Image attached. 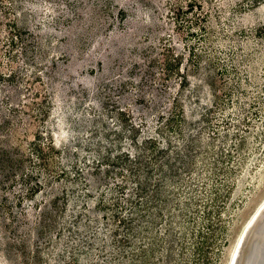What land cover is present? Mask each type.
Returning <instances> with one entry per match:
<instances>
[{"label":"rangeland","instance_id":"obj_1","mask_svg":"<svg viewBox=\"0 0 264 264\" xmlns=\"http://www.w3.org/2000/svg\"><path fill=\"white\" fill-rule=\"evenodd\" d=\"M193 2L0 0V264H111L138 199L160 254L174 242L178 264L228 263L264 199V0ZM120 110L170 143L142 198Z\"/></svg>","mask_w":264,"mask_h":264},{"label":"trees","instance_id":"obj_2","mask_svg":"<svg viewBox=\"0 0 264 264\" xmlns=\"http://www.w3.org/2000/svg\"><path fill=\"white\" fill-rule=\"evenodd\" d=\"M193 3H190L191 8H195L198 6H201L202 4H197L193 0ZM196 3V4H195ZM203 8V6H201ZM122 11V10H121ZM124 19V17H122ZM205 23H208L207 20H205ZM16 26V25H14ZM205 27V26H204ZM14 30H10L12 33V43L16 42V39L19 38L20 33L22 32L20 29H17V26L13 28ZM16 31V32H13ZM19 31V32H18ZM182 62L179 61V54H175V56L172 57L167 62V65H169V68L177 67L178 65V71L175 73L176 77L181 81L180 84H182L185 81H189V75H185L181 68ZM168 71V68L165 69L164 75L170 76V71ZM168 79V78H167ZM167 106V110L163 111L162 114L159 115V119L162 121L161 126L165 125L167 128L170 127V125L173 122L174 118V112L172 110V106H170V103ZM121 114L125 116L126 120L130 123V126L132 130L137 131L133 138H130V141H132L129 145L131 148H127L126 146H123L118 151V157L124 160L125 162L129 163L127 164V168L125 170L129 171L131 174H133V179L138 180H132L131 183L135 186L133 189L135 191V195H137L139 198L144 197V193L147 192V190L150 189V186L152 184V176L151 174V167H154V164H156V160H159V155L163 152H166L169 149L170 143L167 140H164L163 138H159V133L155 134L154 132H147L142 128V123L138 122L134 116L131 117L129 112H126L125 110H120ZM51 114V111L49 113V116ZM147 126V125H146ZM139 128L140 132H139ZM129 141V142H130ZM134 143V144H133ZM36 151L39 154V157H43L45 159L46 154L54 155V153H57L58 150V144L55 141L54 138H52L47 145V151L42 148L41 143H36ZM132 145L133 148H132ZM55 156V155H54ZM49 160V159H48ZM147 166V169L144 167ZM141 172L145 173V179L142 180L140 177ZM149 174V175H148ZM57 177H60V174L57 175ZM161 179L157 180V182L154 184L155 188L153 189V192H160L161 189H164L165 182L161 183ZM60 181V179L58 180ZM37 187H41L43 184L42 182L36 183ZM121 187H124L125 190L127 188V183L121 184ZM42 189H34L32 193H40ZM139 200L135 203L133 206V209H135L131 217L128 218H120V222H123L125 226H127V232L116 238L115 240V247L112 253V257L110 258L111 264H174L177 263V258L174 256L175 254V244L174 242H170L167 249V252L165 255L160 254V251L162 250L163 242L160 243V237H158L157 234H153V223L155 221L154 218V209L152 206L146 202L142 204L144 206L143 211L148 214L147 217L142 218V222L138 223L136 225L135 220H141L140 215L136 211L138 208L137 204H139ZM139 210V209H138ZM118 217V216H117ZM115 233L117 234V229H114ZM109 247V245H108ZM184 247V245H183ZM203 242L197 244L195 251L197 253H200L203 251ZM105 251L107 252V248L105 247ZM185 253H181V257L184 258ZM180 263V262H179Z\"/></svg>","mask_w":264,"mask_h":264},{"label":"water","instance_id":"obj_3","mask_svg":"<svg viewBox=\"0 0 264 264\" xmlns=\"http://www.w3.org/2000/svg\"><path fill=\"white\" fill-rule=\"evenodd\" d=\"M263 218V219H262ZM262 220H259V223L257 225H259L257 228H255L254 232L253 230H251L247 236V243H245V245H247L245 247V249L247 250V253L244 254V256L241 258V263L240 264H264V213L262 214ZM244 228V225L242 226V228L240 229L234 243L233 246L231 248V252H230V256L229 259L232 255L233 250L236 247V242L238 237L240 236L242 230ZM253 233V236L251 235ZM252 238H251V236ZM251 238V240H250ZM249 242V243H248ZM249 246V248H248ZM229 262V260H228ZM228 264V263H227Z\"/></svg>","mask_w":264,"mask_h":264},{"label":"bare ground","instance_id":"obj_4","mask_svg":"<svg viewBox=\"0 0 264 264\" xmlns=\"http://www.w3.org/2000/svg\"><path fill=\"white\" fill-rule=\"evenodd\" d=\"M263 213H264V199L257 205L256 209L253 211V213L249 216V218L245 222L244 228L240 236L237 239L236 247L232 252V255L229 259L228 264H240L241 263L242 261L241 258L244 256V254L247 253V250H248V249H245V247L247 246L245 245V243H247L246 242L247 236L251 230H253L254 232L255 228H257L260 225L258 221L263 219L262 218ZM258 223L259 225H257ZM251 235L253 236V233Z\"/></svg>","mask_w":264,"mask_h":264}]
</instances>
